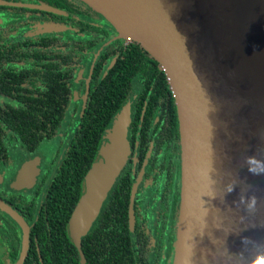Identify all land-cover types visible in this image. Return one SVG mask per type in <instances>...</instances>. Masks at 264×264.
I'll return each mask as SVG.
<instances>
[{
  "label": "trees",
  "instance_id": "trees-1",
  "mask_svg": "<svg viewBox=\"0 0 264 264\" xmlns=\"http://www.w3.org/2000/svg\"><path fill=\"white\" fill-rule=\"evenodd\" d=\"M73 1L0 0L5 3L0 5V171L12 165L15 149L33 156L59 139L64 143L71 139L63 155L59 149L58 162L46 163L31 190L0 189V199L34 224L24 264H172L181 147L178 109L168 77L139 43L118 38L116 28L101 14L81 0ZM40 5L63 14L29 7ZM48 24L66 30L43 32ZM36 28L41 31L33 33ZM92 63L85 108L75 126L81 102L74 100V92L80 96L84 84V80L77 83L79 68L90 69ZM134 93L149 102V110L157 104L161 123L171 126L172 146L153 142L146 134L138 138L137 165L140 168L150 156V178L137 193L133 227L129 207L134 177L127 173L76 246L69 235L70 218L85 192L86 176L99 156L107 128ZM136 105L140 116L143 105L141 101ZM153 210L164 218L157 238L141 225ZM170 222L171 239L165 236ZM21 240L18 225L0 211V243L13 264ZM0 264H6L1 254Z\"/></svg>",
  "mask_w": 264,
  "mask_h": 264
},
{
  "label": "water",
  "instance_id": "water-1",
  "mask_svg": "<svg viewBox=\"0 0 264 264\" xmlns=\"http://www.w3.org/2000/svg\"><path fill=\"white\" fill-rule=\"evenodd\" d=\"M81 1L115 27L118 38L146 49L172 88L182 147L172 264H264V0ZM29 7L63 14L46 5ZM60 30L66 27L43 26V32ZM89 76L75 126L85 108ZM129 122L127 106L108 129L86 176L85 192L69 221L76 246L127 162ZM38 163L22 167L14 189L32 188ZM0 209L21 228L15 264H24L31 226L1 199Z\"/></svg>",
  "mask_w": 264,
  "mask_h": 264
},
{
  "label": "flooded vegetation",
  "instance_id": "flooded-vegetation-1",
  "mask_svg": "<svg viewBox=\"0 0 264 264\" xmlns=\"http://www.w3.org/2000/svg\"><path fill=\"white\" fill-rule=\"evenodd\" d=\"M72 2H74V1L72 0ZM39 31H41V29H39V28L37 29L36 28L33 31V33H38ZM88 71H89V68L88 69L86 68V70L82 66H80V68H79L78 77H77V83H79V82L81 83L84 80V84L82 85V90H81V95L80 96H79V92L77 90L74 92V100L75 101L82 102V99L84 97L85 85H86L85 84L86 83L85 80H87ZM171 90H172V88H171ZM136 101H141V103L143 105V108L141 110L140 116H138L139 108L136 105ZM175 104H176V102H175ZM127 106H129V108H130V122H129V125H128L127 136H126L127 141H128L129 155H128L127 162H126L124 168L122 169V172H121L120 176L116 180L113 188L115 187L117 181L121 177H123L125 174L130 173L132 175V177H134V182H133V185H132L131 195H130V207H129V223H130V208H131V204H132L133 188H134L135 184L139 181V184H138V186L136 188L134 199H133V212H134L137 193H138L141 185L145 184L146 180H147V182L149 181V179H147V178H150L147 175L148 174L147 173V168H148L150 156H147L145 158V160L143 161L142 166L140 168H138V165H137L138 162H139V155H140V150L135 149L140 144L138 138L140 136H144L145 137L144 134H146V135H148V138L154 140L153 142L165 141L164 145H170L172 143L171 142L172 139H171V132H170V129H169V127H171V126L167 125L169 122H166V121L161 123V121H163L162 114H161L157 104H155L154 107L152 106L151 109L149 110V102L142 100V98L137 99L136 94L134 93L132 95V97L129 99V101L126 103V105L122 108L121 111H123V109L125 107H127ZM79 109H80V107H79ZM116 116H115V118H116ZM112 124H113V122H112ZM112 124L107 128V130L105 132V135H106L108 129L111 128ZM166 130H167V132H166ZM135 131H137V132H135ZM179 131H180V127H179ZM63 134H62V137H63ZM105 135H104V137H105ZM104 137H103V140H102V145L104 143ZM69 139L70 138H68L67 142L69 141ZM134 142H135V146H133ZM66 143H64L62 139H59V141L54 142L52 144H49V146H46V148L39 150L33 156L27 154L22 149H15L14 152H13V155H12V159H13L12 165L9 168L4 169V171H0V189L5 191V190L11 188L15 192H23V191L31 190L36 185L37 180H38L42 170H45L46 163L48 161H53V159H56V162H58L60 160V158H61L60 156L61 155L58 156L59 155V149L61 148V154L63 155L65 153V151L67 150L66 149ZM102 145H101V147H102ZM50 146H51V148L48 150L47 147H50ZM171 146H172V144H171ZM180 147H181V136H180ZM149 149L151 150V146H150ZM14 155L16 156V160L19 157V159L16 162H14L15 161L14 160ZM37 159L39 160V163L36 165V168L38 169V174L36 176V181H35L34 185L32 186V188L24 189V190H20V191L14 189L13 188V184H14L16 178L18 177L20 171L22 170V167L26 163L31 162V161L33 162V161H35ZM14 169H15V171H13ZM181 179H182V147H181V177H180V181H181ZM149 184H151V182H149ZM110 192H109V194H110ZM109 194H108V196H109ZM180 201H181V188H180ZM179 208H180V206H179ZM0 211L3 212L1 209H0ZM3 213H5V212H3ZM178 218H179V213H178V217H177L176 227H177V224H178ZM134 219H135V217H134ZM166 220H168V219L166 218ZM134 223H135V220H134ZM150 223H151V226H150ZM28 225L31 226V229H32V226L34 224H32V225L28 224ZM141 225H142V227H144V226L146 227L145 230H146L147 234L151 233V235L154 238H157V237H160L162 235L161 228L164 225V218L162 217V215L159 213L158 210L157 211L153 210V213L150 216H148L147 218H143L142 219ZM166 226H168L169 230H168L167 233H165V236H166V238L171 239V235H172L171 231L173 229V224L170 222L169 225H166ZM18 227H19V230H20L21 239H23V234H22L21 228H20L19 225H18ZM176 237H177V228H176V231H175V238H174L175 239V243H176ZM0 246L3 249V250L0 249V254H1L2 258L4 259L5 263L7 264V260H9L10 264H13L11 262V258L7 254L6 248L1 243H0ZM21 248H22V240H21ZM174 252H175V247H174ZM20 253H21V251H20ZM166 254H167V249L164 251V255H166ZM19 256H20V254H19ZM173 258H174V256H173Z\"/></svg>",
  "mask_w": 264,
  "mask_h": 264
},
{
  "label": "rangeland",
  "instance_id": "rangeland-1",
  "mask_svg": "<svg viewBox=\"0 0 264 264\" xmlns=\"http://www.w3.org/2000/svg\"><path fill=\"white\" fill-rule=\"evenodd\" d=\"M45 148H46V147H45ZM47 148H48V150H49V149L51 148V146H50V147H47ZM18 159H19V157H18ZM18 159H17V160H18ZM14 160H15L14 162H16V161H17V160H16V156H15V155H14ZM13 171H15V169H14ZM13 171H12V172H13ZM0 249H1V250H3L1 246H0Z\"/></svg>",
  "mask_w": 264,
  "mask_h": 264
}]
</instances>
